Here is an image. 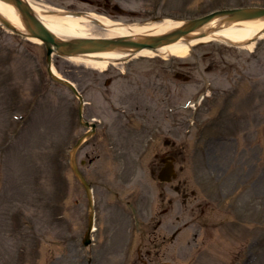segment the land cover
Here are the masks:
<instances>
[{"label":"rangeland","instance_id":"obj_1","mask_svg":"<svg viewBox=\"0 0 264 264\" xmlns=\"http://www.w3.org/2000/svg\"><path fill=\"white\" fill-rule=\"evenodd\" d=\"M30 1L138 24L194 19L221 7H264V0H110L125 9L120 15L104 9L103 0H95L101 8L75 0ZM256 43L252 52L198 44L184 59L136 57L104 71L54 57L57 73L76 83L88 103L85 120L100 122L97 136L76 155L81 167L82 160L100 158L95 169H81L93 180L95 195L109 205L119 198L133 202L140 222L152 229L158 213L155 221L144 213L145 190L155 196L158 191L147 164L159 144H152L149 131H135L149 123L153 137L167 138L184 150L177 182H186L189 194L197 191L198 197L187 206L175 195L176 212L184 220L180 223L191 220L199 202L208 206V216L203 225L195 222L185 229L175 243L170 242L172 233L151 234L147 228L140 246L143 252L153 250L154 261L264 264V39ZM46 55L44 45L0 25V264H88V254L81 250L88 198L69 166L70 148L86 129L79 121V100L51 79ZM177 73L190 80L175 78ZM198 96L206 98L189 107ZM126 110L124 116L118 113ZM106 215L98 223L102 232L96 235L93 255L97 264H117L120 252L128 257L126 249L134 248V236L115 218L105 226ZM163 235L167 240L161 256L156 251Z\"/></svg>","mask_w":264,"mask_h":264},{"label":"bare ground","instance_id":"obj_2","mask_svg":"<svg viewBox=\"0 0 264 264\" xmlns=\"http://www.w3.org/2000/svg\"><path fill=\"white\" fill-rule=\"evenodd\" d=\"M30 3V2H29ZM31 4L35 15L41 20L46 28L55 33L60 39L71 38H92V37H133L155 34H164V32L173 30L178 27L177 22L166 19L163 22H153L146 24L138 23H121L109 19L103 15L91 13L87 16L68 15L62 11L55 13H48L40 6ZM18 10L4 1L0 0V15L6 18L19 30L25 31ZM212 31L203 38L190 41H179L175 44L167 45L158 51L144 50L137 56L140 57H155V56H172L179 58H186L193 47L198 43L206 42H223L230 44H241L246 49L252 50L255 47L253 40L264 38V18L257 20L236 21L235 23H221L218 19L209 24ZM206 29V28H205ZM100 32H98V31ZM92 32H97L100 35L95 36ZM200 33V32H199ZM198 32L195 34H199ZM194 34V35H195ZM39 43V42H38ZM77 62L84 63L93 69L104 71L110 66L118 65L119 62L127 59L126 55L122 52L113 50L112 52L93 53L83 56H75L73 58ZM54 72L55 69H54ZM59 75V74H58Z\"/></svg>","mask_w":264,"mask_h":264},{"label":"water","instance_id":"obj_3","mask_svg":"<svg viewBox=\"0 0 264 264\" xmlns=\"http://www.w3.org/2000/svg\"><path fill=\"white\" fill-rule=\"evenodd\" d=\"M12 5H14L20 11L24 18V22L27 25L29 33L37 38L42 39L48 45V54H49V62L51 58V54L53 51V45H55L58 49V53L61 55L72 56V55H82V54H93V53H103V52H112L113 50L120 51L122 53H127L130 55H134L136 53L144 51V49H161L166 45L175 44V42L181 40H195L196 38L205 37L210 33V30L205 29V27L215 18L223 17L225 18L223 21L227 22H235L236 20H246V19H257L264 18V9L256 8V9H244V10H236V11H225V12H215L213 15H209L203 19H197L195 21H186L180 27L174 28V30L166 32L161 35H144L139 37H123L120 39H72L71 41L59 40L53 35V33H49V31L44 27L42 23L32 14L30 8L26 3L22 0H4ZM0 20L8 27L14 29L10 23L0 18ZM195 32H200L199 34H195ZM56 81L61 84L67 85L71 88L75 94L76 89L73 85L64 79L61 80L55 75H53ZM83 142V139L79 140L76 149L73 152H76L77 148ZM84 186H86L88 196L90 198V203L92 204V196L90 194V186H87L84 178L78 174Z\"/></svg>","mask_w":264,"mask_h":264},{"label":"flooded vegetation","instance_id":"obj_4","mask_svg":"<svg viewBox=\"0 0 264 264\" xmlns=\"http://www.w3.org/2000/svg\"><path fill=\"white\" fill-rule=\"evenodd\" d=\"M161 155V156H160ZM171 155V154H170ZM170 155H167V152H164L163 154L162 153H160L158 156H160V160H165V158L167 159V157H169ZM155 164H156V162H155ZM168 203H169V205H170V209L171 210H173V208H174V204L175 203H173V200H169L168 201ZM164 211V213H166V212H168L169 210H167V209H163L162 210V212ZM167 221H164V220H162V219H160L159 221H158V226L155 228V230L154 231H156V230H158V229H161V228H164V227H166L167 228ZM136 264H137V262H136ZM142 264H145L144 262L142 263Z\"/></svg>","mask_w":264,"mask_h":264}]
</instances>
